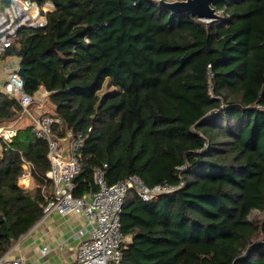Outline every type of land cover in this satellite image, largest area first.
<instances>
[{
	"label": "trees",
	"instance_id": "16d2710c",
	"mask_svg": "<svg viewBox=\"0 0 264 264\" xmlns=\"http://www.w3.org/2000/svg\"><path fill=\"white\" fill-rule=\"evenodd\" d=\"M37 1L55 5L47 25L21 30L6 57L25 91L50 93L55 134L83 136L74 194L97 190L105 163L109 184L175 187L150 202L128 193L120 264H264V0H214L210 22L161 0ZM20 112L0 90V124ZM50 168L31 124L1 140L0 254L43 216Z\"/></svg>",
	"mask_w": 264,
	"mask_h": 264
},
{
	"label": "built area",
	"instance_id": "2783aa9c",
	"mask_svg": "<svg viewBox=\"0 0 264 264\" xmlns=\"http://www.w3.org/2000/svg\"><path fill=\"white\" fill-rule=\"evenodd\" d=\"M54 8L52 1L40 4L37 0H9L5 6H0V90L19 103L20 117H29L34 134L48 144L51 168L47 177L52 181L53 189L47 196L48 202L43 215L48 216L52 212L65 215L73 212L87 222V225L76 233V256L70 264H120L128 240L122 231L121 222L128 193L134 190L143 200L150 202L163 193L175 190V187L167 183L151 187L137 174L109 184L105 163L95 171L98 189L88 195L74 194L77 186L75 179L82 171L78 152L83 145V136L81 133L73 135L71 157L64 158L63 147L54 132V126L61 123L62 118L45 111V100L36 103V98L24 89V79L19 73L20 64L13 65L6 57L20 31L25 28L45 27L48 23L47 14ZM209 74L212 76V72ZM17 132L18 128L12 124H0V144L1 140L10 143ZM23 168L19 180L31 178L34 164L24 160ZM13 246L4 254H0V264H35L21 255H11ZM47 252L49 248L44 246L42 253Z\"/></svg>",
	"mask_w": 264,
	"mask_h": 264
},
{
	"label": "crops",
	"instance_id": "0c3cea01",
	"mask_svg": "<svg viewBox=\"0 0 264 264\" xmlns=\"http://www.w3.org/2000/svg\"><path fill=\"white\" fill-rule=\"evenodd\" d=\"M16 59V65H19V59L17 57ZM49 95L48 91L42 90L35 98L45 100V108L53 112L55 105L51 103ZM28 125L30 124L26 122L19 128ZM19 183L28 188L35 185L33 176L28 179L21 178ZM86 225V220L73 212L65 215L56 212H52L48 216L43 215L14 243L11 255H21L25 260L35 264H70L76 256L78 243L76 233ZM44 246L49 248V252L46 254L42 253Z\"/></svg>",
	"mask_w": 264,
	"mask_h": 264
},
{
	"label": "water",
	"instance_id": "95a60500",
	"mask_svg": "<svg viewBox=\"0 0 264 264\" xmlns=\"http://www.w3.org/2000/svg\"><path fill=\"white\" fill-rule=\"evenodd\" d=\"M214 0H175L167 2L161 0L160 3L166 5L170 9L176 12H185L192 16H196L201 20H216L220 18V14L213 6ZM19 73L25 80V72L23 66H20ZM59 143L62 145V155L64 158L69 159L71 157V141L73 134H67L64 137L55 135ZM76 180V179H75Z\"/></svg>",
	"mask_w": 264,
	"mask_h": 264
},
{
	"label": "rangeland",
	"instance_id": "374dc122",
	"mask_svg": "<svg viewBox=\"0 0 264 264\" xmlns=\"http://www.w3.org/2000/svg\"><path fill=\"white\" fill-rule=\"evenodd\" d=\"M205 21L206 22H210L209 20H205ZM16 62H17L16 58H11L10 59V63H12L13 65H16ZM40 100H42V99L36 98V103H38V101H40ZM48 106H50V105L48 104ZM45 111L50 112L49 110H47V108H45ZM23 120H25V121H23ZM26 122L30 124L31 123V119L29 117H27V116H23V117H19V119H17L15 122H11V123H8V124L3 125V126H7V125H11L12 124L13 126L19 128L23 124L25 125ZM261 215L262 214L260 212H258V211H254V213H253V217L254 216H261Z\"/></svg>",
	"mask_w": 264,
	"mask_h": 264
}]
</instances>
